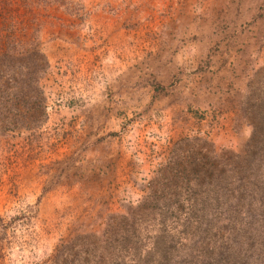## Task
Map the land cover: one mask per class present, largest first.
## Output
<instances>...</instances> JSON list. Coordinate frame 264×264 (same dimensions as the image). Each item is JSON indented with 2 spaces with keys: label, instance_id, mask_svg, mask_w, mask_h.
<instances>
[{
  "label": "rangeland",
  "instance_id": "374dc122",
  "mask_svg": "<svg viewBox=\"0 0 264 264\" xmlns=\"http://www.w3.org/2000/svg\"><path fill=\"white\" fill-rule=\"evenodd\" d=\"M0 264H264V0H0Z\"/></svg>",
  "mask_w": 264,
  "mask_h": 264
},
{
  "label": "trees",
  "instance_id": "16d2710c",
  "mask_svg": "<svg viewBox=\"0 0 264 264\" xmlns=\"http://www.w3.org/2000/svg\"><path fill=\"white\" fill-rule=\"evenodd\" d=\"M164 252L161 254V257L159 259L165 260V253L168 251V248L163 250Z\"/></svg>",
  "mask_w": 264,
  "mask_h": 264
}]
</instances>
